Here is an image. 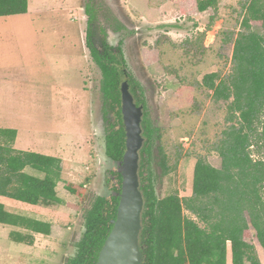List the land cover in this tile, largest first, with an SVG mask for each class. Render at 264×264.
<instances>
[{
	"label": "rangeland",
	"instance_id": "1",
	"mask_svg": "<svg viewBox=\"0 0 264 264\" xmlns=\"http://www.w3.org/2000/svg\"><path fill=\"white\" fill-rule=\"evenodd\" d=\"M90 1L99 10L91 28L122 40L125 70L139 84L146 117L157 127L149 164L156 195L190 197L196 158L220 166L214 148L227 125L226 103L211 98L202 77L229 73L233 45L223 39L239 30L247 0H219L216 12H198L197 0ZM90 1L28 0L27 13L0 16V128L16 129L15 149L61 159L57 192L63 199L45 208L0 196L7 210L52 226L49 236L35 234L34 245L28 246L9 237L11 231L27 230L0 224V264H66L86 210L109 189L101 73L85 44L84 8ZM117 21L124 29H117ZM159 147L167 156V172L158 164ZM65 183L80 194L68 192ZM246 241L264 264V250L252 229Z\"/></svg>",
	"mask_w": 264,
	"mask_h": 264
},
{
	"label": "trees",
	"instance_id": "2",
	"mask_svg": "<svg viewBox=\"0 0 264 264\" xmlns=\"http://www.w3.org/2000/svg\"><path fill=\"white\" fill-rule=\"evenodd\" d=\"M218 1L197 0L195 7L198 12L209 8L216 12ZM241 9L239 30L226 34L223 39V43L233 45L229 73L222 76L218 71L211 72L201 81L214 101L226 103L227 125L214 148L220 157V166H213L203 157L196 158L190 197H180L175 192L163 197L156 195L149 164L157 127L149 123L145 114L142 118L144 143L138 171L143 196L140 264H228V259L230 264H262L255 246L246 241V236L252 229L264 250L261 195L264 188V0H247ZM27 11L28 0H0V16ZM98 11L93 3H86L85 44L101 73L104 154L116 161L125 151L119 90L121 82L127 80L122 79L125 60L121 54L112 53L104 42L101 49L92 45L90 27L98 20ZM214 18L210 16L206 31ZM116 24L120 26L117 29L125 27L118 21ZM99 31L105 32L102 28ZM128 83L136 103L144 106L137 81L129 75ZM16 135V129L0 128V196L45 208L61 205L63 199L57 192V185L62 181L61 159L15 149ZM159 151L158 164L162 172H167V156L161 147ZM254 151L260 156L252 157ZM26 169L40 175L27 173ZM109 174L105 184L118 192L122 177L118 172L109 171ZM64 188L80 194L70 183H65ZM117 203L115 195L94 197L84 214L83 231L74 244V254L66 264H96L111 228L110 220L116 215ZM0 224L27 230L28 233L11 231L9 237L28 246L34 245L35 234L49 236L52 230L50 223L11 212L1 203Z\"/></svg>",
	"mask_w": 264,
	"mask_h": 264
},
{
	"label": "water",
	"instance_id": "3",
	"mask_svg": "<svg viewBox=\"0 0 264 264\" xmlns=\"http://www.w3.org/2000/svg\"><path fill=\"white\" fill-rule=\"evenodd\" d=\"M107 41L111 47L118 44V40H110L109 35ZM119 90L125 151L120 160L108 159L107 168L109 171L118 172L122 179L118 192L105 188L102 194L105 197L117 196L118 203L116 215L110 220L111 228L98 252L96 264H140L141 262L139 232L143 196L140 191L138 171L140 149L144 143L141 126L143 106L135 103L127 80L121 82Z\"/></svg>",
	"mask_w": 264,
	"mask_h": 264
},
{
	"label": "flooded vegetation",
	"instance_id": "4",
	"mask_svg": "<svg viewBox=\"0 0 264 264\" xmlns=\"http://www.w3.org/2000/svg\"><path fill=\"white\" fill-rule=\"evenodd\" d=\"M90 1V0H89ZM90 3H92V1H90ZM84 14H85V16H86V22H87V27H88V16H87V14L85 13V8H84ZM91 28V27H90ZM104 30V29H103ZM105 31V30H104ZM91 34H93L92 35V45L94 46V47H97V48H99V49H101L102 48V45H103V42L106 44V46H108L109 47V49L111 50V52L112 53H116V54H121L122 55V57H123V51H122V44H121V41L122 40H120V41H118V44L115 46V47H111L108 43V41H107V33H106V31L102 34V33H97V31H94V29H93V26H92V28H91ZM123 59H124V57H123ZM123 74H124V77H125V79H127V81H128V73H127V71L126 70H123ZM135 103H136V101H135ZM137 104V103H136ZM137 105H142V104H137ZM143 106V105H142ZM144 108H143V118H144V114L145 115H147L146 114V108H145V105L143 106ZM108 159V158H107ZM109 173V170H107V175L105 176V178L106 177H110L109 175L110 174H108ZM113 179V178H112Z\"/></svg>",
	"mask_w": 264,
	"mask_h": 264
}]
</instances>
